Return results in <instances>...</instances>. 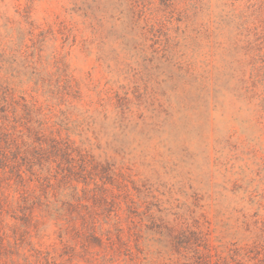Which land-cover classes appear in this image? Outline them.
<instances>
[{
    "label": "rangeland",
    "instance_id": "374dc122",
    "mask_svg": "<svg viewBox=\"0 0 264 264\" xmlns=\"http://www.w3.org/2000/svg\"><path fill=\"white\" fill-rule=\"evenodd\" d=\"M258 1L172 0L164 28L142 35L115 0H0L5 43L31 45L32 22L43 66L65 63L79 97L63 136L106 166L68 223L7 217L0 264H159L185 225L264 254V23L256 39L244 11Z\"/></svg>",
    "mask_w": 264,
    "mask_h": 264
},
{
    "label": "trees",
    "instance_id": "16d2710c",
    "mask_svg": "<svg viewBox=\"0 0 264 264\" xmlns=\"http://www.w3.org/2000/svg\"><path fill=\"white\" fill-rule=\"evenodd\" d=\"M115 1L123 7L121 13L130 31L139 29L142 35L163 29L158 10L164 15L173 9L172 0L162 2L158 8L152 0ZM244 11H247L246 22L251 20L249 32L259 39L264 23V0L246 5ZM27 23L31 45L20 39L15 49L14 39L5 43V35H0V259L5 257L7 217L15 221L14 228L19 221L20 226H28L36 216V209L42 216L46 214L68 223L67 218L73 212L81 214L75 207L97 188V178L103 181L106 167L83 142L77 144L67 133L63 136L73 121L72 102L79 97V88L66 72L65 63L58 58L43 66L42 55L36 53L37 41L33 40L35 27L32 22ZM29 47L33 49L30 53ZM15 52L23 57L21 65L16 61ZM15 79L17 84L26 87L17 92L12 87ZM120 99L117 96L118 117L122 118L126 111L121 108ZM86 178L93 180L95 187L89 188ZM60 189L69 193L62 194ZM59 195L67 200L59 199ZM115 223L117 231H121L118 222ZM90 225V237L98 241L95 221L91 220ZM207 234L198 227L192 229L185 225L173 234L169 256L159 264H264V254L259 256L262 253L257 245L253 246L257 252L248 247L222 248L213 245ZM117 236L122 244L121 234ZM35 251L36 257L48 262V253Z\"/></svg>",
    "mask_w": 264,
    "mask_h": 264
}]
</instances>
